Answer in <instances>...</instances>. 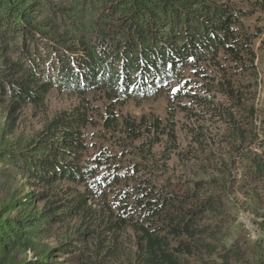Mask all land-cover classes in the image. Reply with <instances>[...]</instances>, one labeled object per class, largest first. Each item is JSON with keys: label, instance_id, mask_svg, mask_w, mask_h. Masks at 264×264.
<instances>
[{"label": "trees", "instance_id": "trees-1", "mask_svg": "<svg viewBox=\"0 0 264 264\" xmlns=\"http://www.w3.org/2000/svg\"><path fill=\"white\" fill-rule=\"evenodd\" d=\"M257 13L264 0H0L7 115L41 110L55 87L125 101L165 92L182 115L118 121L108 110L122 151L102 147L93 163L76 103L0 149L42 190L0 208V264H264L262 240L245 242L221 213L228 191L254 213L264 180V106L236 76L255 70L254 42L264 52V30L246 24Z\"/></svg>", "mask_w": 264, "mask_h": 264}, {"label": "rangeland", "instance_id": "rangeland-1", "mask_svg": "<svg viewBox=\"0 0 264 264\" xmlns=\"http://www.w3.org/2000/svg\"><path fill=\"white\" fill-rule=\"evenodd\" d=\"M37 20H41V18ZM246 24L251 31L255 32L256 29L264 30V13H257V15L246 19ZM258 44V41L254 42L253 51L256 59L253 62V66L255 70H247V67H244V71H240L239 74H237L239 72L238 69L236 76L240 84V94L244 96L249 104L262 108L264 106V52L258 47ZM207 73L210 74V72ZM181 74L187 77V83H192L191 86L194 88L195 85L193 80L189 78V72L185 70ZM192 79L195 80L193 77ZM168 87L171 88L170 86ZM82 93L78 96H73L70 93L59 91L55 87L45 96L41 110L36 109L35 106L28 105L21 113H11L10 115H7V103L0 101V133L3 132L1 135L3 140H0V149L6 148V146H9L8 144L15 143L18 137L23 140L33 138L35 132L41 127L44 118L53 115L59 110L69 108L76 103L84 108L90 120L87 128L84 129V148L87 154L84 161L93 163L97 157L90 155L102 147L112 149L116 153H121L120 151H122L119 145L121 139L118 140L119 134L116 130V125H106L108 110L113 112L115 119L118 121L127 116L134 118L136 121L143 120L144 122L159 118L166 122L172 116L175 118L182 116L179 115L175 102L165 92L150 97L133 98L128 101L119 100L100 88L87 89ZM43 109L44 112L42 114L41 111ZM120 136L123 137L124 135ZM32 182L30 178L25 177L24 173L13 165L0 163V208L10 203L15 197H21L29 190H35L40 196L42 190L39 187H32ZM173 190L176 193L181 192L177 185L173 186ZM257 194L258 199L253 201L252 209H254V213H252L246 206L240 208V210L234 209L232 204L239 203L241 197L239 194L233 195L228 191L227 198L230 201L224 199L221 213L228 219L225 222L226 227L240 232L245 242H248L249 239H258V241L262 240L264 246V180L259 184ZM42 206L43 203L38 202L33 207L41 208ZM53 242L54 239L52 238L47 240L49 245H52ZM28 256H31V254H28Z\"/></svg>", "mask_w": 264, "mask_h": 264}]
</instances>
